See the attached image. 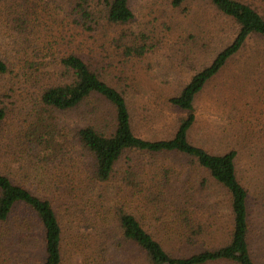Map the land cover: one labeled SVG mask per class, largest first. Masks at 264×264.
Instances as JSON below:
<instances>
[{"label": "rangeland", "instance_id": "1", "mask_svg": "<svg viewBox=\"0 0 264 264\" xmlns=\"http://www.w3.org/2000/svg\"><path fill=\"white\" fill-rule=\"evenodd\" d=\"M86 1L95 23L91 31L73 22L69 4L74 7L77 0H27L25 7L32 11L27 15L19 2L0 0V57L8 69L0 73V108L5 110L0 128V171L57 199L61 223L71 230L62 264H108V234L114 236L108 227V205L126 198L118 188L125 169L129 164L151 168L163 157L127 151L109 181L95 182L91 177V182L89 177L88 187L85 175L91 174V160L80 146L77 131L85 125L98 129L108 125L109 132L114 111L96 96L65 111L45 106L41 100L44 90L69 78L61 58L78 54L123 94L136 135L170 138L185 111L169 107L167 99L207 67L232 41L236 30L208 0H185L178 7L171 0H128L133 19L125 24L107 23L105 0ZM252 1L264 14V0ZM21 15L31 24L29 32L13 27V19ZM194 109L196 122L188 132L189 141L214 154L236 152L237 176L258 198L254 209L264 226V41L250 37L206 82L195 97ZM45 139L50 150L43 153ZM20 157L37 161L39 171L30 169L24 178L14 174ZM166 158L176 168L185 166L182 157ZM206 194L209 202L204 205L209 209L212 201L217 204L219 222L201 240L221 244L230 232L229 202L213 184ZM142 204H138L142 223L161 237L153 228L158 227L157 221ZM257 232L263 233L264 228ZM163 241L169 249L178 244L166 237ZM119 249L121 255L113 256L118 264H147L135 248ZM192 251L189 248L187 253ZM13 262L0 252V264Z\"/></svg>", "mask_w": 264, "mask_h": 264}, {"label": "trees", "instance_id": "2", "mask_svg": "<svg viewBox=\"0 0 264 264\" xmlns=\"http://www.w3.org/2000/svg\"><path fill=\"white\" fill-rule=\"evenodd\" d=\"M14 1L21 4L23 13H32L29 7H25L24 1L27 0ZM184 1L171 0V4L178 7ZM208 1L233 23L235 35L207 67L195 73L177 95L167 99L169 107L185 111L172 137L146 139L136 135L126 98L104 81L88 61L75 53L61 58V64L69 72L68 80L48 87L41 95L43 104L53 110L73 109L92 96L113 107V126L109 132L108 125L101 129L85 125L77 131L80 146L91 160L88 169L91 174L85 175L88 187L92 179L95 182L109 181L116 163L127 151L163 157L162 162L151 168L129 164L125 169L118 188L126 198L120 197L112 206L108 205V227L114 232V236L108 234V250H111L108 264H118L113 256L121 255L119 247L135 248L147 264H264V232H257L264 226L254 209L258 198L237 176L236 152L214 154L188 139V132L196 122V95L250 37L258 36L264 41V14L252 0ZM85 2L77 0L74 7L70 3L69 9L74 12L73 22L91 31L95 23ZM103 5L107 23L125 24L133 19L128 0H105ZM13 22L16 30L29 32L31 24L23 15ZM7 70V63L0 57V73ZM4 118L5 110L0 108V128ZM22 140L21 137L19 142ZM47 141H44L43 153L50 150ZM39 154H42L41 150ZM168 155L182 157L185 166L178 169L167 163ZM19 159L14 173L17 176H28L26 172L30 169L32 173L39 171L37 161H26L25 157ZM211 184L225 193L231 214L228 239L217 245L201 240L207 230L216 228L219 222L217 204L212 201L209 209L204 205L209 202L206 191ZM56 200L0 171V252L15 264H62L71 230L63 227ZM141 203L157 221L158 227L153 228L162 233L161 237L142 223L139 215ZM36 227L40 228L38 232ZM164 237L176 241V249H169L164 244ZM189 248L193 251L187 253Z\"/></svg>", "mask_w": 264, "mask_h": 264}]
</instances>
